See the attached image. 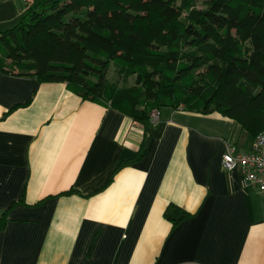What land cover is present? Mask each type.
Listing matches in <instances>:
<instances>
[{"label":"crops","instance_id":"0c3cea01","mask_svg":"<svg viewBox=\"0 0 264 264\" xmlns=\"http://www.w3.org/2000/svg\"><path fill=\"white\" fill-rule=\"evenodd\" d=\"M147 129L65 84L0 73V264H264V196L227 173L251 152L217 113ZM169 206L188 217L173 227Z\"/></svg>","mask_w":264,"mask_h":264},{"label":"trees","instance_id":"16d2710c","mask_svg":"<svg viewBox=\"0 0 264 264\" xmlns=\"http://www.w3.org/2000/svg\"><path fill=\"white\" fill-rule=\"evenodd\" d=\"M22 11L0 33L2 74L65 84L143 129L153 111L181 108L232 120L251 142L264 130V0H30ZM163 217L176 227L188 215Z\"/></svg>","mask_w":264,"mask_h":264},{"label":"built area","instance_id":"2783aa9c","mask_svg":"<svg viewBox=\"0 0 264 264\" xmlns=\"http://www.w3.org/2000/svg\"><path fill=\"white\" fill-rule=\"evenodd\" d=\"M158 114L157 111L151 113V124L157 122ZM221 168L227 173L240 170L245 185L254 187L264 196V130L252 142L249 154H240L234 147H227L222 155Z\"/></svg>","mask_w":264,"mask_h":264},{"label":"rangeland","instance_id":"374dc122","mask_svg":"<svg viewBox=\"0 0 264 264\" xmlns=\"http://www.w3.org/2000/svg\"><path fill=\"white\" fill-rule=\"evenodd\" d=\"M178 1L176 0V3ZM24 4L23 0H0V33L12 29L20 21ZM106 78L111 84L118 80L113 69H109ZM134 81L135 79H132L129 83L132 84Z\"/></svg>","mask_w":264,"mask_h":264}]
</instances>
